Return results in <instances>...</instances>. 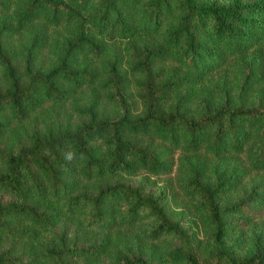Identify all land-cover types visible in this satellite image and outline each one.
<instances>
[{
	"label": "trees",
	"instance_id": "1",
	"mask_svg": "<svg viewBox=\"0 0 264 264\" xmlns=\"http://www.w3.org/2000/svg\"><path fill=\"white\" fill-rule=\"evenodd\" d=\"M0 264H264V0H0Z\"/></svg>",
	"mask_w": 264,
	"mask_h": 264
},
{
	"label": "clouds",
	"instance_id": "2",
	"mask_svg": "<svg viewBox=\"0 0 264 264\" xmlns=\"http://www.w3.org/2000/svg\"><path fill=\"white\" fill-rule=\"evenodd\" d=\"M66 158L71 160L72 159V154L71 153L66 154Z\"/></svg>",
	"mask_w": 264,
	"mask_h": 264
}]
</instances>
